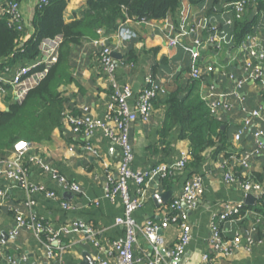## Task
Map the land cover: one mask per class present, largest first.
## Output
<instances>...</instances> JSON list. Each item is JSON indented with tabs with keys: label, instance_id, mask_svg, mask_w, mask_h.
Here are the masks:
<instances>
[{
	"label": "crops",
	"instance_id": "crops-1",
	"mask_svg": "<svg viewBox=\"0 0 264 264\" xmlns=\"http://www.w3.org/2000/svg\"><path fill=\"white\" fill-rule=\"evenodd\" d=\"M3 2L4 0H0V11ZM38 3L39 0L20 1L24 40L34 33L33 18ZM86 5L87 0H67L62 13L64 21L68 22L79 16ZM183 5L189 6L192 24L203 40L197 47L190 40L174 47L168 46V37L178 34L172 15L161 19L131 20L123 26L120 35L116 33L121 22L116 29L106 32L109 33V42L118 63L116 79L120 85H131L136 95L143 87L144 77L152 74L164 89L152 102L150 119L147 122H134L130 126L129 137L134 154L131 169L142 170L158 163L172 164L181 151L191 149L187 124H169L166 113L169 106L167 95L179 87H184L189 80H194L190 76L194 63L200 66L205 77L202 81L195 80L178 98L183 100L185 106H196L203 102L207 111L210 101L216 100L220 104L214 118L222 122V150L215 152L210 147L202 154V160L187 167L184 173L149 180L143 187L145 203L133 214L138 223L146 217L160 220L163 207L167 203L160 205L154 198L155 195L168 193V202L180 192L186 178L194 174L201 175L204 192L195 208L189 211L192 239L179 263L201 264L202 255L210 253V219L223 211L224 203L246 205L245 194L239 186L242 178H257L259 175L264 177V147L249 156L246 166L239 164L241 159L257 147L258 141H263L262 137L257 140L254 133L258 130L264 131V60L261 63L262 80L255 77L253 67L247 68L244 65L248 57L242 42H234L232 15H222V6L219 3L212 0H184ZM245 17L249 20L257 17L258 29L250 35L257 38L258 48H263L260 34L264 29V16L260 11L250 8ZM206 18L222 32L219 45L205 41L208 36L204 25ZM96 37L97 32L93 38L87 37L80 44H71L63 49L69 80L58 87L60 101L43 108L41 117L37 119L28 136L19 139L29 143L28 150L21 156L29 180L53 190L56 197H48L42 192L36 193L34 205L28 208L24 204V191L11 181L0 178V264H4L2 256L5 254L25 255L28 264H60L59 258L46 256L43 243L31 229L20 228L12 233L16 225V211L24 215L34 214L59 233L60 243L65 246L61 260L66 264H100L101 261L111 264L109 242L123 235V229L115 223V218L123 215V206L119 197L113 202L104 197L103 185L109 177L115 179L117 175L120 149L99 129L89 139L83 134L74 133L67 120L60 115L63 110L77 114L86 105L94 117L104 116L111 87L99 65L97 48L93 44ZM23 44V41L20 42L19 47ZM194 49L199 53L195 61L192 58ZM34 59H23L9 66V73ZM205 63L211 64L212 72L205 73ZM253 65H258V61L255 60ZM7 73L0 69V75L8 76ZM238 82H241L240 87H237ZM181 95L184 96L180 97ZM12 97L10 89H0L1 111H7L5 109ZM253 110H257L259 115L251 117ZM248 117L250 124L244 126V120ZM238 132L239 138L235 140L234 136ZM87 140L97 150V154L86 148ZM13 144L5 151L0 150V160L13 158ZM36 159H40V162ZM44 165L49 167V171ZM51 171L78 183L81 191L73 193L65 190L51 178ZM226 172H232L235 180L227 182L224 177ZM133 186L130 183L132 194ZM251 195L257 198L256 203L260 197L264 198V185L259 194ZM63 202H68L71 208L64 209ZM244 217V220L221 224L223 236L231 239L242 236L245 230L254 229L252 236L256 243L247 249L241 239L240 246L232 254L227 257L211 254L208 264H264V237L257 235V214L252 209H247ZM260 221V229H263L264 218ZM74 222L91 226L94 231L93 238L98 244L94 245L85 234L72 231L71 225ZM64 229L67 231L64 232ZM178 233L179 229L175 225L161 232L164 240L160 250L162 254L165 255L173 247ZM153 254L145 236L139 233L134 246V255L140 259L137 264H147Z\"/></svg>",
	"mask_w": 264,
	"mask_h": 264
},
{
	"label": "built area",
	"instance_id": "built-area-1",
	"mask_svg": "<svg viewBox=\"0 0 264 264\" xmlns=\"http://www.w3.org/2000/svg\"><path fill=\"white\" fill-rule=\"evenodd\" d=\"M21 0H4L0 14L5 15L7 23L10 27L22 31L24 26L21 23L20 15ZM184 0H180L175 21L177 24L178 34L168 37L167 44L169 47H174L186 40H190L194 47L200 45L203 40L200 39L198 29L192 24L189 6L183 5ZM260 0H219V5L222 6V15L230 13L233 20H241L248 13L249 9L260 11L264 16V10L260 9ZM39 3H47V0H39ZM38 3V4H39ZM264 4V0H263ZM131 19L126 18L117 28L120 35L123 26L128 24ZM205 29L208 36L205 41L209 44L221 43V31L216 24L210 23L207 18L204 21ZM97 37L93 39V44L97 48V57L102 73L107 77L111 93L106 105V110L102 118L94 117L88 106L81 107L80 112L73 114L68 110H63L61 115L64 117L76 134H83L89 139L93 132L101 130L103 134L120 149V162L117 168L115 179L109 177L103 185L104 197L110 201H115L119 197L123 206V215L115 218L116 225L123 229L121 237H115L109 242V255L112 258L111 264H137L140 260L134 255V246L137 243L138 234L145 236L148 244L153 250V256L148 259L147 264H179L181 257L192 239L191 225L189 223V211L195 208L198 200L204 192L202 176L194 174L183 181L180 192L175 194L163 207V216L160 220L146 217L138 223L134 219V212L141 208L145 203L144 189L145 184L154 178H167L184 173L186 164L190 159V150L181 151L179 157L172 163H158L153 166L146 167L142 170H133L130 167L133 161V147L130 142L129 131L130 126L134 122H147L152 114L153 100L161 92H164L162 86L156 82L152 74H147L144 77L143 87L139 93L135 95L131 85H120L116 79V71L118 63L113 55V49L109 42V33L104 28L97 29ZM61 38L54 36L44 38L39 44V55L34 61L16 68L9 73V68L4 71L8 72V76L0 75V82L8 84L11 89V94L15 100H22L28 89L40 79L50 64L54 63L58 57V48ZM243 48L246 50L247 59L244 65L247 68L253 67V74L263 80L262 64L264 60V48H258V41L255 36L246 35L242 42ZM199 57L197 50H193L192 58L194 61ZM258 61V65H253L254 61ZM253 65V66H252ZM205 73L213 71L210 63H205ZM203 75L200 66L195 63L192 65L190 76L193 79H199ZM264 81V80H263ZM241 86V82L237 83V87ZM3 89V88H0ZM4 92V90H3ZM135 96V97H134ZM219 102L212 100L208 103L209 111L216 115L219 107ZM259 115L257 110H253L250 116L256 117ZM250 124V117L244 120V126ZM240 132L235 134L234 139L239 138ZM255 137L263 138V141H258L257 147L239 161L242 166L247 165L250 155L259 152L264 147V131L258 130L254 133ZM86 141V148L93 154H97V150L92 144ZM29 148V143L25 140H18L13 144V158L0 160V178L11 181L15 186L21 188L25 193L24 204L28 208L34 205V195L42 192L48 197H56L53 190L46 189L41 184L33 183L29 180L27 171L22 163L21 156ZM40 162V159H36ZM44 168L49 171V167L44 165ZM53 180L64 188L73 193L81 191L78 183L68 180L65 176L50 172ZM227 182L234 181L235 176L232 172L224 174ZM130 183H132L134 194L131 193ZM240 188L245 196L247 194H259L263 185L255 181L251 177H247L239 182ZM1 194V191H0ZM64 209H70L71 205L68 202H63ZM243 205L232 204L230 202L223 204V211L213 216L209 223V248L210 253L202 255L201 264H208L211 254L221 255L224 257L232 254L234 249L241 244L247 249L253 246L256 241L252 233L254 229L245 230L242 236H235L231 239H226L223 236L222 225L226 221H239L243 219L240 216V210ZM261 217L257 214L255 224L260 223ZM15 229L12 233H16L20 228L31 229L44 245L45 254L48 258H59L60 264H66L61 260V255L65 250V246L60 243L59 233L46 225L42 219H39L34 214L24 215L20 211H16L14 215ZM171 225H175L179 229L178 239L166 254L160 252L163 245V237L161 232ZM72 231L81 232L85 237L90 239L94 245L97 241L93 238V229L91 226L81 222H74L71 225ZM67 230L64 229V232ZM45 233V238L41 237V233ZM4 264H28L25 255H9L2 256ZM100 264H107L106 261H101Z\"/></svg>",
	"mask_w": 264,
	"mask_h": 264
},
{
	"label": "trees",
	"instance_id": "trees-1",
	"mask_svg": "<svg viewBox=\"0 0 264 264\" xmlns=\"http://www.w3.org/2000/svg\"><path fill=\"white\" fill-rule=\"evenodd\" d=\"M219 3V0H212ZM67 0H47L39 3L33 18L34 33L24 40V33L10 27L5 15L0 14V69L14 65L23 59H34L39 55V44L44 38L59 36L61 38L58 48L57 60L50 64L44 75L32 85L22 100L9 101L8 110H0V150L5 151L21 137L28 136L37 119L41 117L43 108H47L60 101L58 87L69 80L67 69L64 65L63 49L80 44L85 38H93L98 28L106 31L116 29L117 25L126 18L143 21L148 19H161L168 16L176 17L180 0H87L86 7L71 21H64L63 10ZM260 9L264 10L263 0L259 1ZM258 19L249 20L244 17L234 20V42H243L246 35L257 30ZM262 30V29H261ZM261 42L264 48V29ZM243 40V41H242ZM24 42L19 47L20 42ZM205 75L194 79L184 87H179L167 95L169 103L167 109L168 123H179L188 126L187 136L191 142L190 159L186 168L202 160V154L212 147L214 151L222 150V122L214 118L210 111L205 110L204 103L196 106H185L178 95L183 90H188L196 81H202ZM192 78V77H191ZM0 88H8V84L0 82ZM11 90V89H10ZM62 111L60 112L61 115ZM23 119L26 125L13 133L6 132L10 124L18 119ZM251 177V176H248ZM247 177L242 178L244 180ZM264 185V177L259 175L251 177ZM252 209L264 218V198L260 197L255 205H244L240 210L243 216L245 210ZM244 216L243 219L244 220ZM258 237H264V227L257 225ZM44 239L45 233H41Z\"/></svg>",
	"mask_w": 264,
	"mask_h": 264
},
{
	"label": "water",
	"instance_id": "water-1",
	"mask_svg": "<svg viewBox=\"0 0 264 264\" xmlns=\"http://www.w3.org/2000/svg\"><path fill=\"white\" fill-rule=\"evenodd\" d=\"M134 87H136V86H134ZM135 89L136 88H134V90ZM182 96H184V95H181L180 97H182ZM5 110H8V108H6ZM167 197H168V193H164V194H156L154 198L156 199L157 203H159L160 205H165L167 203L166 202ZM256 201H257L256 197L252 196L251 194H247L245 196L244 203L246 205H254L256 203ZM32 264H36V263H32Z\"/></svg>",
	"mask_w": 264,
	"mask_h": 264
},
{
	"label": "rangeland",
	"instance_id": "rangeland-1",
	"mask_svg": "<svg viewBox=\"0 0 264 264\" xmlns=\"http://www.w3.org/2000/svg\"><path fill=\"white\" fill-rule=\"evenodd\" d=\"M18 119V118H17ZM23 125H26L25 122H23V119H18L14 121L12 124H10L6 129V132L13 133L14 131L19 130Z\"/></svg>",
	"mask_w": 264,
	"mask_h": 264
}]
</instances>
